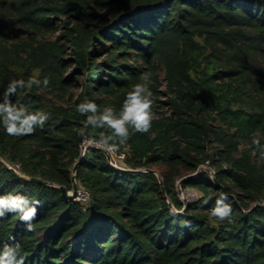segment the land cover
I'll return each instance as SVG.
<instances>
[{
    "label": "trees",
    "instance_id": "trees-1",
    "mask_svg": "<svg viewBox=\"0 0 264 264\" xmlns=\"http://www.w3.org/2000/svg\"><path fill=\"white\" fill-rule=\"evenodd\" d=\"M144 75L150 131L130 135L119 166L98 147L82 153L85 136L119 138L85 127L92 113L76 106L118 114ZM30 77L49 84L9 99L48 119L24 136L0 123V196L40 203L30 232L5 210L0 253L19 243L25 264H264V159L252 145H264V0H0V103ZM79 160L87 202L59 188H72ZM221 193L232 223L210 216Z\"/></svg>",
    "mask_w": 264,
    "mask_h": 264
},
{
    "label": "clouds",
    "instance_id": "clouds-1",
    "mask_svg": "<svg viewBox=\"0 0 264 264\" xmlns=\"http://www.w3.org/2000/svg\"><path fill=\"white\" fill-rule=\"evenodd\" d=\"M141 79L144 83H137L132 86V90L126 94L118 114H116L117 112L113 107H105L100 112L98 106L87 99L76 106V111L81 114L92 113L83 122L85 127L92 125L93 128H102L106 125L112 130V135L108 136L107 139L119 138V143L111 145H107L105 141L107 146L102 150L109 154L118 152L120 147L127 143L132 133H147L151 129V122L154 118L152 92L148 87V76L144 75ZM41 83L46 87L49 84V79L45 77L42 82L36 77H30L27 81L23 79L13 80L6 87L3 93L4 102L0 103V123L3 124L7 135L24 136L34 133L37 127L43 128L48 119L46 114L29 112L23 105L17 108V105L9 99L11 95L16 93L18 87L31 88L34 85L40 86ZM154 136L155 134L153 133V138ZM94 144L100 148L98 144ZM252 145L259 150L261 158L264 159V145L260 144V140L254 137ZM255 154L256 152L254 151L253 155ZM227 199V195L221 193L219 198L216 199L214 207L210 209V216L232 223L231 206L224 203ZM39 203L38 200L33 201L19 194L13 195L9 193L0 196V218L5 216V210L18 213L20 220L26 225V231H33L34 225L32 221L36 218ZM207 203V199L202 201V204L206 205ZM183 223L186 225L188 222L185 221ZM20 250L21 245L19 243L15 247L5 244L3 252L0 253V264H25L23 256H19V259H17V254H19Z\"/></svg>",
    "mask_w": 264,
    "mask_h": 264
},
{
    "label": "built area",
    "instance_id": "built-area-1",
    "mask_svg": "<svg viewBox=\"0 0 264 264\" xmlns=\"http://www.w3.org/2000/svg\"><path fill=\"white\" fill-rule=\"evenodd\" d=\"M94 143L98 144L101 149L106 147V145L100 139H95L93 137H86L85 136L83 138V141L81 144L82 153H84V151L88 147H96ZM106 155H107V158H108V161L110 162V164H112L114 166H119L117 158L124 157L123 154H117V153L109 154L106 152ZM89 197H90L89 190H87L86 188H83V187L78 188V194H77V198H76L77 200H80L82 202H87L89 200ZM195 199H196V195H195V198L192 199V201H194Z\"/></svg>",
    "mask_w": 264,
    "mask_h": 264
},
{
    "label": "water",
    "instance_id": "water-1",
    "mask_svg": "<svg viewBox=\"0 0 264 264\" xmlns=\"http://www.w3.org/2000/svg\"><path fill=\"white\" fill-rule=\"evenodd\" d=\"M79 162H80V160L78 162H76L74 164L73 168H72V188L70 190H68L65 186H59L63 196L68 198V199H76L77 198L79 185H78L77 180H76V168H77ZM31 179L32 180H36V181H43V180H40V179H37V178H34V177L31 178ZM160 183H161V186H162V190L164 191L163 184H162L161 180H160Z\"/></svg>",
    "mask_w": 264,
    "mask_h": 264
},
{
    "label": "rangeland",
    "instance_id": "rangeland-1",
    "mask_svg": "<svg viewBox=\"0 0 264 264\" xmlns=\"http://www.w3.org/2000/svg\"><path fill=\"white\" fill-rule=\"evenodd\" d=\"M46 36L50 37V38H55V34L49 33L46 34ZM180 189V190H179ZM178 191H179V196L181 198V200L184 203H187L189 201H192V199L195 198V192L190 190V189H181L180 186L178 187Z\"/></svg>",
    "mask_w": 264,
    "mask_h": 264
}]
</instances>
